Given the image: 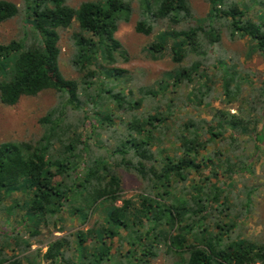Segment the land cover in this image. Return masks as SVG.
Here are the masks:
<instances>
[{"label": "trees", "instance_id": "1", "mask_svg": "<svg viewBox=\"0 0 264 264\" xmlns=\"http://www.w3.org/2000/svg\"><path fill=\"white\" fill-rule=\"evenodd\" d=\"M204 1L195 17L190 0H138L144 55L173 67L135 85L114 65L127 60L115 33L131 0H24L32 34L0 43V104L44 91L57 102L37 140L0 144V214L12 220L0 264H264L245 226L264 187V79L221 52L224 36L264 59V0L253 16L240 0ZM18 13L0 0V24ZM64 29L75 79L59 68ZM120 172L139 183L128 198Z\"/></svg>", "mask_w": 264, "mask_h": 264}, {"label": "rangeland", "instance_id": "2", "mask_svg": "<svg viewBox=\"0 0 264 264\" xmlns=\"http://www.w3.org/2000/svg\"><path fill=\"white\" fill-rule=\"evenodd\" d=\"M7 1L14 3L19 9V13L15 18L0 24V43H7L11 39L16 38L24 40L26 33L28 37L32 34L29 26L24 24V0ZM81 1L82 0H67V4L72 7H77ZM240 2L251 9L249 11V15L253 16L254 11L257 8V5L253 3V0H240ZM190 4L195 17H204L209 10V6L204 0H190ZM131 8L132 13L129 20L127 22H121L118 26L117 32L115 33L116 39L121 43L122 47L127 52V60L124 61L118 58L114 65L129 71L132 74L135 85L150 84L153 80L160 76V73L171 70L173 64L168 58L164 60L152 61L144 55L143 49L146 44L150 42L151 37L137 34L134 31V26L140 17L138 0H131ZM155 29L157 31L158 29L162 30L161 25H158ZM59 33L60 40L58 46L60 47V71L65 78L75 79L78 75L70 65V59L74 50L71 41L72 29L60 30ZM246 47V40L232 42L226 37H222L221 52L225 53L227 56L237 57L242 67L244 69H248L254 74V76H252L254 85H260L258 80L264 79V59L257 54H252L251 56H249V54L243 55V51H246ZM215 97L211 99L210 105L215 108L223 107L224 104L219 99H215ZM56 102L57 96L54 92L44 91L34 97L23 96L14 106H4L0 104V144L11 141L37 140L42 132L41 127L38 124V119L45 114L49 108L54 106ZM232 111L235 112L234 106ZM206 117L210 118V116ZM262 160L261 164L264 163V155ZM261 167L264 169V166ZM260 170V166H257L258 173H256V175L259 177L257 183H264V173H260ZM119 174L122 178L124 197L128 198L137 191L139 183L132 175L124 172H120ZM259 191L260 194L256 197L255 204L253 205L254 209L249 216L248 221H246L245 226H247L246 234L249 238L264 240V187L259 188ZM19 195L20 193H13L11 197H17ZM5 218H7L5 215L0 214V219L2 221V224L0 225V232L6 234V232H10L9 230L12 226V220L7 219L6 222ZM90 225L91 222L80 228L85 230ZM55 235L61 236L64 235V232L61 234L55 233ZM34 248H36L35 245L32 246V249ZM7 253L11 254L9 251H7ZM155 264H165L163 257L159 258Z\"/></svg>", "mask_w": 264, "mask_h": 264}]
</instances>
